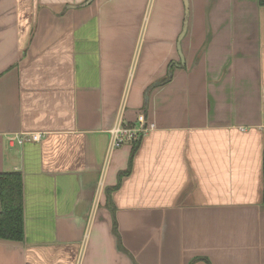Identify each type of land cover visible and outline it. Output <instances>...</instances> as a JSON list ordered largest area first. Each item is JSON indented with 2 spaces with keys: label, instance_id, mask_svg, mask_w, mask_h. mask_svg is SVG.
Segmentation results:
<instances>
[{
  "label": "crops",
  "instance_id": "1",
  "mask_svg": "<svg viewBox=\"0 0 264 264\" xmlns=\"http://www.w3.org/2000/svg\"><path fill=\"white\" fill-rule=\"evenodd\" d=\"M263 123L259 0H0V264H264Z\"/></svg>",
  "mask_w": 264,
  "mask_h": 264
},
{
  "label": "trees",
  "instance_id": "2",
  "mask_svg": "<svg viewBox=\"0 0 264 264\" xmlns=\"http://www.w3.org/2000/svg\"><path fill=\"white\" fill-rule=\"evenodd\" d=\"M259 3L264 5V0ZM22 182L18 170L0 172V239L21 241L24 237Z\"/></svg>",
  "mask_w": 264,
  "mask_h": 264
},
{
  "label": "built area",
  "instance_id": "3",
  "mask_svg": "<svg viewBox=\"0 0 264 264\" xmlns=\"http://www.w3.org/2000/svg\"><path fill=\"white\" fill-rule=\"evenodd\" d=\"M264 125V123H263ZM153 127L152 123H148L145 115L142 111L137 112L136 122L133 124L122 123L119 119L109 129L110 135V149L121 147L126 143L139 142L142 136ZM8 137L9 143L15 141L18 144H22L24 141H39L42 137L40 133L30 134H10Z\"/></svg>",
  "mask_w": 264,
  "mask_h": 264
},
{
  "label": "water",
  "instance_id": "4",
  "mask_svg": "<svg viewBox=\"0 0 264 264\" xmlns=\"http://www.w3.org/2000/svg\"><path fill=\"white\" fill-rule=\"evenodd\" d=\"M88 1H90V0H86V2H88Z\"/></svg>",
  "mask_w": 264,
  "mask_h": 264
}]
</instances>
